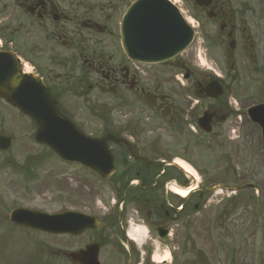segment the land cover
<instances>
[{"label": "flooded vegetation", "instance_id": "1", "mask_svg": "<svg viewBox=\"0 0 264 264\" xmlns=\"http://www.w3.org/2000/svg\"><path fill=\"white\" fill-rule=\"evenodd\" d=\"M136 1L0 0V52L14 53L21 73L37 75L58 102L69 80L75 88L86 84L98 92L108 91L113 101L111 115L88 113L94 123L86 131L92 137H113L106 143L113 159V172L106 180L54 155L50 162L49 176L54 183L68 186L75 181L82 190L83 202L77 205L65 199V212L97 220L93 229L77 236L63 235L65 248L58 252L48 248L50 260L73 264V253L94 245L100 264H157L155 255L162 257L161 264H177L185 253L184 238L198 228L199 207H205L209 196L207 187L194 181L193 173L185 174L175 166L178 157L168 155V150L177 151L179 156L192 154L201 138L207 137L211 146L230 151L224 168L226 178L234 179L236 173L241 179L247 176V162L232 149L247 143L249 122L237 93L248 88L223 77V94L209 98L205 90L212 79H202L192 68L194 63L170 64L169 70H161L162 65L129 61L121 48L119 25ZM178 2L195 20L209 47L222 48L230 72L244 76L251 70L258 78L264 74V0ZM72 64L77 66L76 73L69 80L67 76L65 81H58L69 73ZM179 71L185 74L181 79ZM59 106L67 119L81 126L82 120L71 116L61 102ZM202 117L208 119L209 134L200 128ZM250 127L258 136L259 128ZM183 160L199 174L194 162ZM5 163L14 164L12 175L25 172L31 178V165L24 167L22 160ZM209 184L211 187L213 182ZM172 186L189 190V195L182 199L170 191ZM261 196L260 189L256 208L264 219ZM87 200H91L92 208ZM222 222L219 227L227 230L226 214ZM138 229L144 231L140 242L134 238ZM72 241L81 246L73 251ZM187 242L193 247L190 240Z\"/></svg>", "mask_w": 264, "mask_h": 264}, {"label": "rangeland", "instance_id": "2", "mask_svg": "<svg viewBox=\"0 0 264 264\" xmlns=\"http://www.w3.org/2000/svg\"><path fill=\"white\" fill-rule=\"evenodd\" d=\"M103 46L105 49L110 47ZM179 59L191 65L195 62L198 68L194 69L199 71L201 78L205 73L214 75V72L219 75L225 73L228 78V65L222 48H208L199 31L191 47ZM73 64L69 73L58 81H65L67 76L69 80L76 73L77 66ZM90 79L95 78L91 76ZM228 79L248 88L245 93H237L238 99L242 101V104L239 102V106L247 109L264 101V75L259 79L255 72L250 70L244 76L238 73ZM72 82L73 80H69L66 86L68 88H62L60 101L71 116L82 120L80 127L89 131L94 121L90 119L88 113L98 111L111 115L112 96L108 91L98 92L89 89L86 84H83L82 88L72 87ZM80 92L83 94H79ZM33 132L34 127L27 118L0 104V134L13 139V145L8 153L0 155V264H47L50 260L48 248L58 252L67 244L63 236L32 233L9 226L5 211L21 206L49 214L58 213L68 210L65 199H70L77 205L84 199L80 184L75 181L68 182V186L52 181L49 176L50 161L45 158V152L35 146ZM247 134L246 145L232 149L233 154H240L242 161L247 162V176L243 179L238 176L239 173H236L237 177L234 179L225 177L224 168L228 165L230 151L224 146L222 148L210 146L206 140H201L198 149L192 154L187 152L179 156L180 153L177 151L168 150V155L174 154L177 155L175 157L194 162L199 171L197 178L200 182L205 176L212 179L214 184L222 181H231V184L246 182L256 184L262 191L261 203L264 213V144L250 126ZM5 160H22L24 167L26 164L31 165L29 170L31 178L26 177L25 172L12 175L11 166L14 164L7 165ZM78 189L81 190V194ZM87 202L89 207L94 206L91 200ZM253 206H256V200L252 190L228 198L226 194L211 197L205 209L199 212L198 228L195 232H188L184 238L190 240L193 247L186 244L188 242L185 240V253L177 264H264V224L262 225L261 220L258 221ZM224 214L227 215V230L219 227V222L223 223L220 218L216 221L217 215L220 217ZM71 245L74 251L81 243L72 241ZM152 254L154 256L156 252ZM50 263L64 264L57 258L51 259Z\"/></svg>", "mask_w": 264, "mask_h": 264}, {"label": "water", "instance_id": "3", "mask_svg": "<svg viewBox=\"0 0 264 264\" xmlns=\"http://www.w3.org/2000/svg\"><path fill=\"white\" fill-rule=\"evenodd\" d=\"M144 2L142 0L139 4L143 6ZM145 7L147 11L140 14L141 18L135 21V27L131 22V11L124 21L123 40L126 54L135 61L160 63L183 51L191 42L193 33L177 15L175 9L162 0H151V3ZM0 81V98L37 123L36 139L38 142L47 144L63 158L66 155V158L78 160L92 169L93 164L90 161L96 160L98 164L94 170L102 176H107L110 159L105 156L104 150L94 151L95 147H91L97 142L105 147V140L96 141L74 130L75 128L73 129L60 115L56 103L42 84L37 83L31 77L20 76L17 69L11 66L0 70ZM211 91L207 92L210 97L220 94L219 91L216 94ZM260 110V108L253 109L256 115L254 114L252 119L264 123V113L262 114ZM249 112L252 113V110ZM257 115H259L258 119ZM60 136L66 137V150L53 145L57 143L56 139ZM5 140L0 138V149L9 147L10 139ZM243 188H235V190ZM87 220L88 218L76 214L49 216L17 211L11 215V221L15 223L53 234L65 232L76 234L87 226ZM93 256L94 259L90 258L92 257L90 255L86 261L82 260L80 255L74 254L71 257L72 261L77 264H96V254Z\"/></svg>", "mask_w": 264, "mask_h": 264}, {"label": "bare ground", "instance_id": "4", "mask_svg": "<svg viewBox=\"0 0 264 264\" xmlns=\"http://www.w3.org/2000/svg\"><path fill=\"white\" fill-rule=\"evenodd\" d=\"M175 163L177 165H179L180 167H182L184 170H188V171H191L192 173H194L192 171V169L184 161L178 159V160H175ZM170 191L173 194L178 195L179 197H182V198L187 197L188 192H189V190H187V189L182 190V189H179L175 186L170 187ZM143 235H144L143 229L136 230L134 232V238H135L136 242H140L141 239L143 238ZM154 260L156 261V263H159L160 261H162L161 258L158 257V255H155Z\"/></svg>", "mask_w": 264, "mask_h": 264}]
</instances>
